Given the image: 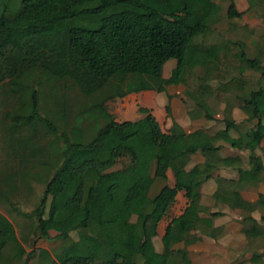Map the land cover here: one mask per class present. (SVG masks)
<instances>
[{
    "label": "trees",
    "instance_id": "16d2710c",
    "mask_svg": "<svg viewBox=\"0 0 264 264\" xmlns=\"http://www.w3.org/2000/svg\"><path fill=\"white\" fill-rule=\"evenodd\" d=\"M194 1L192 6L177 7L174 0H4L0 39L9 32L16 34L20 46L0 42V149L5 155L0 160V207L28 221L21 225L19 238L13 222L0 215V264H21L24 243L33 235L32 245L37 237L59 241L52 251L30 252L32 257L37 255L38 264H138L139 258L143 264H181L187 247L200 241L196 229L207 231L206 219L222 215L201 205L205 181L221 168L236 171L237 177L219 176L212 194L215 201L232 209L244 200L240 189L245 185L264 186V62L258 54H248L239 40L197 42L198 36L214 33L223 8L215 0ZM226 1L228 19L243 16L245 11L237 8L235 0ZM247 1L248 10L263 8L264 19V0ZM75 19L83 23L76 25ZM219 31L221 35L223 30ZM221 52H230L238 60L239 75L219 85L237 103L225 102L223 126L210 132L219 117L207 102L213 91L208 81L221 71ZM60 60L67 64L68 73L53 69ZM169 60L174 66L165 78L163 68ZM196 67L203 74L185 95L209 124L206 128L187 135L172 119L170 128L163 131L156 116L143 106L138 111L144 114L145 126L133 127L131 120L117 121L108 111V101L143 89L158 91L166 80L175 86L184 84ZM246 70L259 73L249 88ZM235 106L247 115L243 123L253 122L252 126L240 130L243 124L232 117ZM166 112L171 115L170 106ZM118 132H124L119 156L127 178L107 186L112 201L100 206L94 201L96 184L117 162L100 141ZM185 137L195 145H185ZM224 144L246 151V157L241 153L221 160L207 157ZM171 148L180 151L176 158L180 166L185 164L184 154L205 156L173 186L186 195L184 211L200 218L197 224L181 223L178 234L174 225H166L162 249L157 251L147 226L153 206L168 190L163 154ZM158 180L163 184L151 195ZM33 182L44 189L33 209L25 212L16 199L24 190L32 194ZM262 202L260 192L250 205ZM64 222L69 227L60 232ZM243 223L244 232L257 227L264 235V225L252 216L244 217ZM51 231L56 234L51 236ZM215 231L210 229L207 235L214 237ZM178 243L183 247H177ZM249 262L264 264V251L253 252Z\"/></svg>",
    "mask_w": 264,
    "mask_h": 264
},
{
    "label": "rangeland",
    "instance_id": "374dc122",
    "mask_svg": "<svg viewBox=\"0 0 264 264\" xmlns=\"http://www.w3.org/2000/svg\"><path fill=\"white\" fill-rule=\"evenodd\" d=\"M217 1L223 8L222 10V20L216 24L217 27H215L214 33L212 35L208 34L207 36H198L196 38L197 42H203L205 41V43L208 42H212V41H216V40H221V39H225L226 37V33H225V29L227 27L230 26H237L238 30H242V25H252L254 27L259 26V17H258V13L254 12V11H250L249 13H246L245 16L240 17V18H235V19H228L225 15V11H226V7H227V1L226 0H215ZM3 2L4 0H0V13L2 11L3 8ZM194 0H174V5L177 7H181L184 5H189L192 6L194 4ZM261 5V4H260ZM256 8H259L260 12L261 9H263L261 6H255ZM74 24H82L83 21L81 19H75L73 21ZM218 28V31L221 29L223 30V33L221 32V35L218 34V31H216ZM236 31L238 32L239 37L244 35V32H240V31ZM258 30L255 29L253 30V33L257 34ZM220 32V31H219ZM230 34V33H229ZM228 34V35H229ZM232 35V34H231ZM11 42V43H15L16 45L20 46V39L16 34H12V33H8L6 35V37L4 39H0V42ZM233 50H237L236 47H233ZM246 51L248 52V54H250L251 56L255 54V49L254 47H247ZM171 61V60H169ZM170 65H172V67L174 66V61L172 62H167ZM169 64H166L165 66V70L163 71L164 73V77H166V71H168L170 73L171 68L169 69ZM218 64L221 67V71L215 72L212 74V76L210 77L209 85H211V87L213 88L212 94L210 97L207 98V102L208 104L214 109V114L219 117V119H217L214 123V125L212 126V128L210 129V132H214L217 129H219L220 127L223 126L222 120L221 118L223 117V108L225 106V102H233L237 103V100L235 98H232L231 94L229 91L219 87V85L221 83H223L224 81H227V79H229L231 76L233 75H239L240 69L238 66V60L235 58H232V56L230 55V52H221L219 59H218ZM53 69L59 73V74H65L69 72V68L67 66V64L60 60V61H55L53 63ZM203 74V69L201 67H196L195 69L191 70L189 72V74L186 76V80L184 84H180V85H172L169 80H166L162 86L160 87V90H158L156 92L157 96H161V98H166L167 101L169 102L170 108H171V112H173L174 110H177V108L179 107L180 111L185 110L187 113L188 111L191 112L192 115H197L198 109H196L195 105L192 103V101L185 95V92L187 90L193 89L199 81H197V76L198 75H202ZM244 79L245 81H247L249 83V85L247 84L248 88L249 86H253L254 82L257 81L258 79V74L257 72H252V71H245L244 73ZM243 76V75H242ZM167 78V77H166ZM255 88V87H253ZM72 94V93H71ZM184 96V97H183ZM143 96H141L140 94H131V95H126L124 98H117L113 101H108L107 102V108L108 111L114 116L115 120L117 121H124V120H131L133 122V127H142L145 119H144V114L138 111V107L139 106H143V107H147L151 110V112L156 116V118L158 119L159 123L162 126V129L164 130L166 128V125L169 123V121H171L172 119H174L173 117V113L169 116L166 114V107L162 104L160 107L159 104H156L153 106L152 105H146L143 104ZM166 101V103H167ZM240 115V112H238ZM235 117L237 118L236 113H234ZM193 119V118H192ZM195 119V123L196 126L200 127H204V126H208L209 124L204 123V120L196 117ZM201 119V120H200ZM239 119V118H237ZM204 123V124H203ZM241 125L240 130H245V127H250L252 126L253 122H247V123H243L240 122ZM206 126V127H207ZM204 127V128H206ZM124 136V132H118V133H113V134H109V135H105L102 137L101 141H100V146L101 148H109L111 149V153L112 155L116 158L117 162L114 166L110 167L109 169H107L103 176L98 180L97 184H96V191H95V203L97 205L100 206H106L108 204L111 203L112 201V196L110 195V193L107 192V186L109 184H111L112 182H120L123 181L124 179L127 178V176L122 172V157L119 156V153L121 151V140L122 137ZM192 141V140H191ZM205 141H202V143ZM197 143V142H196ZM1 144V143H0ZM1 148V145H0ZM233 152V155H235V153H238V151H236L235 149L232 150L230 149V147L227 144H224V146L221 148L220 151L216 152L214 154V157L216 160H221L224 156L228 153ZM235 152V153H234ZM169 153V154H168ZM167 154L164 153L165 161H166V166L169 169V177L166 180V184L168 185V190L166 191V193L164 194L163 198L158 201L152 209V212L150 213L149 216V221H148V229L151 230L150 233H153V243L154 245H156V247H158V249H162V244H161V240L159 238V233L162 229V227L165 225H168L169 223V219L172 218L173 219V224L174 227L176 229V233L178 234V232L180 231V224L183 222L186 223H194L195 224L198 222L199 220V215L195 214L193 216H191V214H188L190 212H185L184 211V197L177 194V191H175L173 189V184L174 182L178 181L179 179L182 178V170L175 157H177V155H179V152H175V150H171L170 152H168ZM240 153V152H239ZM244 157L245 155L243 153H241ZM4 154L0 149V160H3L4 158ZM183 158H187L190 160H192L191 162L196 163L197 161L202 160V158L204 159L205 156L202 153H195V155L190 156V154H184L182 155ZM191 163V164H193ZM184 168V167H183ZM218 172L222 173L224 176H229L230 173L228 170H225L223 168H221ZM219 177V176H218ZM163 182L162 181H156L152 190H151V195L155 194L159 188L162 186ZM33 193L30 194L27 190H24L21 192V194L17 197V207L20 208L22 211H28L30 212L33 207L35 206V204L38 202V199L44 189V185L40 184V183H36L33 182ZM258 192V191H257ZM263 194V190L261 191ZM260 193V192H258ZM176 194V196H175ZM178 195V196H177ZM172 200H168L169 198H173ZM252 196H255V194H252ZM176 197V198H175ZM204 201L206 204H209L207 206V208H210L215 210H222L227 213L226 215H228L227 212V205H223L222 203H219L217 201H215L213 199L212 196H209V194L204 196ZM168 200L169 203V207L166 209V214L167 215H161L160 218L158 217V215L161 213V210L164 206V204L166 203V201ZM206 207V206H205ZM251 207V206H250ZM0 211L7 216L15 225V230H16V234L19 238H21V225L26 224L27 223V219L17 215L14 211L10 212V213H5V211L3 210L2 207H0ZM245 212V211H244ZM242 213L243 217L247 216V213ZM253 212V211H252ZM250 215H251V213ZM254 214H257L258 212L254 211ZM252 213V214H253ZM238 214V213H237ZM204 216L206 214H203ZM258 217V215H257ZM260 220V219H259ZM208 221V223H210V219L206 220V222ZM248 222V221H247ZM247 222L245 223V225H247ZM249 223V222H248ZM69 227V223L68 222H64L61 224L60 227V232L64 231L65 229H68ZM201 234L205 235L202 230L199 231ZM56 232L51 231L50 235L53 236L55 235ZM35 235L31 236L30 240L28 242L24 243V248L26 249V255L24 256L21 264L25 263V264H38L37 261V255H34L33 257L30 256V252H32L33 250H38L39 248H45L49 251H52L56 246L57 243L59 241H48L42 238H36L35 242H33V245L31 243L32 239H34ZM203 240H206V237L202 238L200 241H198L197 243L194 244V246H197L195 248H197L195 251V249H193V244L190 245L191 248L188 249L187 247V251L188 253L192 254V256L194 257L196 254H198V252H200L201 250H199V245L203 246L206 245L205 243H203ZM209 240V239H208ZM179 248L183 247L182 243H178L176 245ZM248 248L249 251H251L250 249H256V250H261L263 251V243L262 241H260L258 238L256 239H250V243H247V245L243 246V251L245 252ZM195 251V252H193ZM206 251L202 249V252ZM179 256V255H178ZM189 258V257H186ZM185 257L181 258L182 260V264H199V260H196L195 258H189L190 259V263L189 260H187ZM237 258H241L240 256H238ZM186 259V260H185ZM206 261H208V259H206ZM220 261V259H219ZM138 264H143V260L141 258H139ZM20 264V263H19ZM91 264H98V263H91Z\"/></svg>",
    "mask_w": 264,
    "mask_h": 264
},
{
    "label": "crops",
    "instance_id": "0c3cea01",
    "mask_svg": "<svg viewBox=\"0 0 264 264\" xmlns=\"http://www.w3.org/2000/svg\"><path fill=\"white\" fill-rule=\"evenodd\" d=\"M235 2H236V6H237V8L239 10L245 11L243 16H245V14L249 13L250 11L257 12L258 13L257 15L259 17L260 23H259V26H256V27H254L252 25H248L247 26V25L243 24L241 26L242 30H238L237 26H233V27H229V28L227 27L228 31L225 30L226 38L239 40V41L243 42L245 44L246 49H247V47H254L255 53L258 54L259 56H261V59L264 62V19L260 15V11H259L260 9L258 8L257 11H255L253 8L248 10L249 3H248L247 0H235ZM255 29L258 30L257 34L253 33V30H255ZM237 30L240 31V32H244V35L239 37L238 32H236ZM170 62H172V61H170ZM171 66L172 65L169 64V69L171 68ZM164 70H165V67L163 68V71ZM168 73L169 72L166 71V77L169 76ZM163 77H164V73H163ZM156 92L157 91L153 90V89H149V90L143 89V90H141L139 92L130 93L128 95L140 94L141 96H143L142 97V99H143L142 103L146 104L147 106L148 105H152V104H153V106L156 105V104H159L160 107H162L163 105L165 107L170 106L169 102L167 101V99L166 98L162 99L161 96H157ZM166 101H167V103H166ZM161 104H162V106H161ZM170 111H171V108H170ZM198 112L199 113L195 116V115H192L193 113L191 114V112H189V111H188V113L185 110L180 111V109L178 107L177 110H174L173 112H171V114L173 113L174 120L179 125L182 126V128L184 129V131L188 135L189 133L193 132L194 130L200 128V125L196 126V124H193V123H195V119L194 118L199 117V118L203 119L202 117H200V115H201L200 110H198ZM238 112H240V115H239ZM234 113H236L237 118H239V119H237L235 117ZM166 114H167V112H166ZM232 117L235 120V122L237 124H239L240 122H245L246 121L245 119L247 118V115L238 106H235L232 109ZM203 120H204V123L206 125V123H207L206 120L205 119H203ZM171 124H172V120L169 121V123L166 125V128L164 130L162 129L161 124H160V126H161V129L163 131H167L170 128ZM144 126L145 125L143 124V126L140 127V128H143ZM189 140H190L189 138L185 137V139H184L185 143L184 144L185 145H195V144H192V141H189ZM198 143L201 144L200 141ZM237 143H238V145H241V139H238ZM261 147L264 148V137H263V139L261 141ZM105 149L111 151V149H109V148H105ZM230 149H232V150L235 149L236 151H238V149H236V148H231L230 147ZM171 150H175V152L178 151L175 148H171L170 150L165 152V154H167ZM178 152H179V155H177V157H179L181 155L180 151H178ZM239 152L243 153L245 155V157H246V151H240L239 150L238 153H235V152L234 153H235V155H237V154H239ZM256 152L260 154V149H257ZM215 153L216 152H214V153L211 152V153L206 154V155H207V157L209 159H215V157H214ZM193 155H195V154H190V156H193ZM223 156L227 157V156H234V155H233V152H231V153H228V154L223 155ZM177 157H175V159ZM165 158L166 157L163 154V160H164V162L166 164ZM183 160L185 161L184 166H180L178 164L180 167H182L181 168V170H182V178L179 179L178 181H181L183 179L186 171L195 164V163L191 162L192 160H190V158L189 159L183 158ZM203 160L204 159L202 158V160L197 161L196 163L202 162ZM191 163H193V164H191ZM224 169L229 171V173H230L229 176L226 177L222 173L217 172L214 177L208 179L207 181H205L202 184V187H201V199H200L201 205L206 206V207L209 205V204L205 203L204 196L206 194L207 195L209 194V196H212L213 192L216 190V188L218 187V184L220 182V179H219L218 176H221V177H224V178L237 177L236 171L233 168L226 167ZM166 174H167V179H168V177H169V169H168V167H167ZM176 182H174V184ZM262 190L264 192V186L263 185H257V186H253V185H250V184L245 185L242 189H240L241 196L243 197L244 200L239 202V207H237V208L232 209V208H229L227 206L228 215H226L227 214L226 212L224 214V211H222V210H217V209L213 210V209L210 208V211H221L222 215H218V216H215L213 218L209 217V218L206 219V220L210 219V223H208V221L206 222V224L208 226V230L203 232L205 235L200 233V235H201L200 240L202 238L206 237V240L205 241L203 240V243L206 242L205 243L206 245H203V246L199 245L198 247H199V250H201V251L198 252V254H196L194 257L192 256V254L187 253L185 255V258L186 257L195 258L196 260L200 261L199 264H250L249 259H250L251 254L253 252H255V251L263 252L264 250L261 251V250H256V249L251 248L250 249L251 251H249V249L246 248L247 250L244 252L242 248H243L244 245H247V243H250V239H256V238H258L260 241H262L263 248H264V235L261 233L260 229H258L257 227H255L252 230H249L248 232H244L243 227L245 225L243 223L244 217H243L242 213L245 211L247 213V215H250L249 211L250 212H252V211L253 212L254 211L258 212L257 214H254L252 212L253 214L251 213L250 216H252L260 225H264V203L263 202L260 203V204L258 203L254 207H252L250 205V203H254V202L257 201L258 192H261ZM177 194H179V195L184 197V206H186L187 198H186V195H185L184 191H177ZM252 194H255V196H252ZM175 196H176V194H175ZM172 199H174V196H173V198H171V200ZM165 205H166V203L164 204V206H163V208L161 210V213L158 215L159 218L163 214L167 215L165 213L166 211H163ZM167 208H170L169 204H168ZM188 214H191V216L195 215V213H188ZM0 215H3V213L1 211H0ZM257 215H258V217H257ZM149 216H150V214H149ZM169 220L170 221H169L168 224L174 225L173 224V219L170 218ZM184 223H186V222H184ZM187 224H189V223H187ZM190 224H195V222L194 223H190ZM165 227L166 226L164 225L162 227L161 231L159 233H156V234H159L160 240H161V236L164 233ZM147 228H148V226H147ZM213 228L216 229L215 236L213 237V236L207 235L208 231L210 229H213ZM196 230L200 231V229H196ZM148 231L151 232V230H149V229H148ZM154 246H155L157 251L161 250V249H158V247H156V245H154ZM195 247H197V246H194V244H193V249H195V251H197L198 249L195 248ZM189 248H191V247L189 246L188 249ZM202 249L206 250V251L202 252ZM195 251H193V252H195ZM238 256H240L241 258H237ZM189 258H186V259L189 260V263H190V259ZM206 259H208V261H206ZM219 259H220V261H219ZM181 264H182V261H181Z\"/></svg>",
    "mask_w": 264,
    "mask_h": 264
}]
</instances>
